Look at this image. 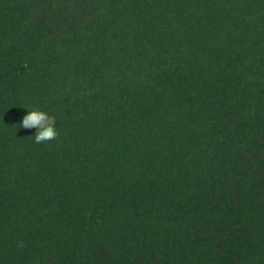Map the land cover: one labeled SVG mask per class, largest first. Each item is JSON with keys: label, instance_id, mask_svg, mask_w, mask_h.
Segmentation results:
<instances>
[{"label": "trees", "instance_id": "16d2710c", "mask_svg": "<svg viewBox=\"0 0 264 264\" xmlns=\"http://www.w3.org/2000/svg\"><path fill=\"white\" fill-rule=\"evenodd\" d=\"M0 264H264V0H0Z\"/></svg>", "mask_w": 264, "mask_h": 264}, {"label": "clouds", "instance_id": "9594fccd", "mask_svg": "<svg viewBox=\"0 0 264 264\" xmlns=\"http://www.w3.org/2000/svg\"><path fill=\"white\" fill-rule=\"evenodd\" d=\"M19 127L36 129L31 139L37 145H49L57 141L61 135L56 117L38 106L28 110Z\"/></svg>", "mask_w": 264, "mask_h": 264}]
</instances>
